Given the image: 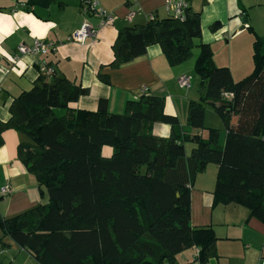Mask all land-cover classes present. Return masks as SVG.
<instances>
[{
    "label": "trees",
    "instance_id": "1",
    "mask_svg": "<svg viewBox=\"0 0 264 264\" xmlns=\"http://www.w3.org/2000/svg\"><path fill=\"white\" fill-rule=\"evenodd\" d=\"M200 18L189 8L184 18L168 14L127 25L109 63L118 67L159 44L174 66L198 47L202 89L199 100L189 102L190 130L155 94L127 100L121 113L111 112L104 98L96 111L72 106L88 90L55 71L41 73L14 97L10 118L0 120V145L6 129L28 137L18 155L48 200L12 217L0 214V227L38 264H179L177 255L190 248L199 253L188 264L208 263L217 256L218 237L210 226L191 224V187L209 162L218 165L213 204L239 203L264 222L263 40L256 35L254 69L235 80L229 67L216 65L210 45L195 43ZM98 77L109 82L102 69ZM207 106L222 118L223 145L219 128L201 133ZM156 122L170 124V135L155 134ZM187 142L194 144L189 154ZM104 146L112 147L110 155Z\"/></svg>",
    "mask_w": 264,
    "mask_h": 264
},
{
    "label": "crops",
    "instance_id": "2",
    "mask_svg": "<svg viewBox=\"0 0 264 264\" xmlns=\"http://www.w3.org/2000/svg\"><path fill=\"white\" fill-rule=\"evenodd\" d=\"M36 1V4H29L28 0H0L1 121L10 118L9 108L14 97L33 87L41 75V64L46 63L53 67L57 76L66 77L88 90L72 106L96 111L99 100L104 98L111 112L121 113L127 100L138 98L146 92L164 97L165 112L177 116L184 129L190 130L187 125L189 102L199 100L201 93V79L199 88L194 89L196 81L191 76V63L184 61L172 66L162 47L152 44L145 52L118 67L109 66L118 31L130 24H144L151 16H167L164 0H101L102 7L112 12V21L100 27L95 36L83 43L68 41L67 37L84 21L96 25L98 19L82 12L81 0ZM187 1L192 10L201 13L202 35L195 43L202 41L210 45L216 65L229 67L235 80L249 74L254 69L253 37L250 36L254 28L246 18L244 9L246 5H252V1ZM215 21H220L221 25L212 29ZM247 29L251 38L244 36ZM36 38L53 41L56 48L47 54L26 53L15 60L10 58L17 54L19 45H30ZM100 69L109 76L108 83L98 77ZM183 75L191 77L189 88H182L178 82ZM152 130L157 135L168 136L172 126L156 122ZM201 133L205 136L208 134L204 129H201ZM28 140L24 133L15 129L2 132L0 214L4 217L15 216L48 200L46 193H40L36 177L28 171L18 155V145ZM223 144L224 141L220 145ZM193 145L191 142L185 144L188 154ZM212 165L208 164L204 171L197 174L191 187V224L210 226L218 237L217 256L206 264H221L224 258L234 260L235 264H257L259 257L264 255V222L250 215L249 208L239 203L213 204L218 165ZM5 186L9 190L3 193ZM223 250L227 254H223ZM186 251L177 255L179 264L192 261L195 252L181 260ZM21 258L23 264H38L0 227V264H16Z\"/></svg>",
    "mask_w": 264,
    "mask_h": 264
},
{
    "label": "built area",
    "instance_id": "3",
    "mask_svg": "<svg viewBox=\"0 0 264 264\" xmlns=\"http://www.w3.org/2000/svg\"><path fill=\"white\" fill-rule=\"evenodd\" d=\"M164 8L168 14H171L175 17L184 18L190 5L187 0H164ZM81 9L84 14L91 15L92 17H96L98 22L96 25L91 24L89 21H84L82 25L74 30L68 37L67 40L71 42H80L83 43L87 38L95 36L97 30L108 22L112 21V12H109L101 5V0H81ZM131 17V14H129ZM154 16H151L152 18ZM56 48V44L53 41H45L42 39L36 38L34 42L30 45L21 44L18 46L17 54L12 58V60L18 59L19 55L30 53L33 55L47 54L50 50ZM40 73L52 75L54 73V69L52 66L42 63L40 66ZM179 83L181 86L189 88L191 86V77L187 75H183L179 78ZM232 93H223V97L227 99L232 98ZM9 190L8 186L2 188V192L6 193ZM199 250H195V256H197ZM193 264H203L201 262H195ZM257 264H264V255L259 257Z\"/></svg>",
    "mask_w": 264,
    "mask_h": 264
},
{
    "label": "rangeland",
    "instance_id": "4",
    "mask_svg": "<svg viewBox=\"0 0 264 264\" xmlns=\"http://www.w3.org/2000/svg\"><path fill=\"white\" fill-rule=\"evenodd\" d=\"M252 1V5H246L245 11H246V18H248V21L250 22L251 26L254 28L253 32H249V30L247 29L244 36L247 38H251L250 36L253 37V44H254V40L256 35H258L259 37L262 38L263 40V44H264V0H251ZM255 32V33H254ZM249 33L252 34L249 36ZM264 48V45H263ZM233 51H236L235 49H233ZM200 50L198 47L195 46V48L193 49V53L189 59H187L186 63H191V76L193 77L194 81H196L194 84V89H198L200 86V77H198V74L196 73L195 70V60L198 57ZM254 58V57H253ZM198 79V80H196ZM181 86V85H180ZM182 88H185L184 86H181ZM179 88V87H178ZM202 89V87H201ZM180 90V88H179ZM201 92V90H200ZM233 120H235V116L233 117ZM211 127H216L219 128L221 130V135H220V141H219V145L223 143V141L225 140V134H226V130L222 121V118L210 107L207 106L206 107V122L204 124V131L208 132L209 129ZM27 138V136H26ZM102 152L105 155H110L112 153V147L111 146H105L102 148ZM212 163L214 166V162H210ZM208 163V164H210ZM207 164V166H208ZM206 166V167H207ZM194 248L193 249H188V251H186L184 254H186L185 256L182 255L181 256V260H185L184 258L186 256H191L194 252ZM223 254H227L226 251H221ZM25 258H27L25 256ZM23 259L21 258L20 262H17L16 264H23L21 263ZM37 262V261H36ZM165 264H168L167 261L165 262ZM221 264H235L234 260H229L228 258H224L221 261Z\"/></svg>",
    "mask_w": 264,
    "mask_h": 264
},
{
    "label": "bare ground",
    "instance_id": "5",
    "mask_svg": "<svg viewBox=\"0 0 264 264\" xmlns=\"http://www.w3.org/2000/svg\"><path fill=\"white\" fill-rule=\"evenodd\" d=\"M187 76H188V75H187ZM178 82H179V81H178ZM185 88H186V87H185ZM144 92H145V91H144ZM145 93H146V92H145ZM209 163H210V162H209ZM195 249H196V248H195ZM195 249H194V250H195ZM194 252H195V251H194ZM193 258H194V257H193ZM193 261H194V260H193ZM196 261H197V260H196Z\"/></svg>",
    "mask_w": 264,
    "mask_h": 264
}]
</instances>
